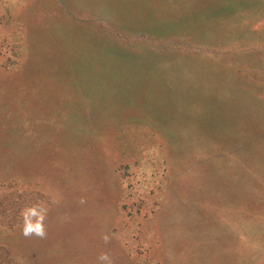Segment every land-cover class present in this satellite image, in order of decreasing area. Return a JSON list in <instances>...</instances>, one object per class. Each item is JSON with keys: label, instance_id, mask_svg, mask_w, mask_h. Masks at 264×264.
Returning a JSON list of instances; mask_svg holds the SVG:
<instances>
[{"label": "rangeland", "instance_id": "1", "mask_svg": "<svg viewBox=\"0 0 264 264\" xmlns=\"http://www.w3.org/2000/svg\"><path fill=\"white\" fill-rule=\"evenodd\" d=\"M0 264H264V0H0Z\"/></svg>", "mask_w": 264, "mask_h": 264}, {"label": "crops", "instance_id": "2", "mask_svg": "<svg viewBox=\"0 0 264 264\" xmlns=\"http://www.w3.org/2000/svg\"><path fill=\"white\" fill-rule=\"evenodd\" d=\"M127 4V3H126ZM106 5V8H102L103 7V5L102 4H100L99 5V13L101 14V15H103V16H106L107 17V24L105 23L103 26H102V28H104V29H107V28H112V27H115V28H118V27H121L122 25H124V24H127V25H130V26H133L134 27V29L132 28L131 29V31H127V30H125V31H122L123 33H127V32H135V23H136V21L135 20H133L132 22H130V21H128L130 18H129V10L127 11V12H123V11H114L112 8H111V6L113 5L114 6V2H109V3H107V4H105ZM100 18H102V17H100ZM104 20V19H103ZM127 21V22H126ZM97 24H99V23H97ZM100 25H101V23H100ZM140 27L141 28H143L144 26L142 25V22H141V24H140ZM122 32L121 33H118V34H122ZM102 33V32H101ZM103 34V33H102ZM80 50H81V48H80ZM79 50V51H80ZM243 157V156H242ZM249 160H253V159H249ZM248 170H249V172L251 173V171H254L255 169H257V171H259V169H261L260 168V166L259 167H256L253 163H249L248 165H246L245 166ZM243 184L245 183V181H243L242 182ZM246 184V183H245ZM244 184V185H245ZM250 184H251V182H250ZM249 184V185H250ZM251 186V185H250ZM242 202H244V199L242 200ZM225 249H226V251L228 250L227 248H226V245H225ZM228 252L230 253V251L228 250Z\"/></svg>", "mask_w": 264, "mask_h": 264}, {"label": "clouds", "instance_id": "3", "mask_svg": "<svg viewBox=\"0 0 264 264\" xmlns=\"http://www.w3.org/2000/svg\"><path fill=\"white\" fill-rule=\"evenodd\" d=\"M43 215L37 216L35 212L24 214L23 233L25 236L33 235L44 237L45 228Z\"/></svg>", "mask_w": 264, "mask_h": 264}]
</instances>
